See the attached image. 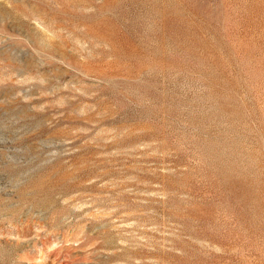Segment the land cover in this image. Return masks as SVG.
Wrapping results in <instances>:
<instances>
[{
    "label": "rangeland",
    "instance_id": "1",
    "mask_svg": "<svg viewBox=\"0 0 264 264\" xmlns=\"http://www.w3.org/2000/svg\"><path fill=\"white\" fill-rule=\"evenodd\" d=\"M0 264H264V0H0Z\"/></svg>",
    "mask_w": 264,
    "mask_h": 264
}]
</instances>
